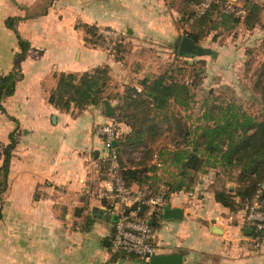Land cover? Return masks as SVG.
<instances>
[{
	"label": "crops",
	"instance_id": "crops-1",
	"mask_svg": "<svg viewBox=\"0 0 264 264\" xmlns=\"http://www.w3.org/2000/svg\"><path fill=\"white\" fill-rule=\"evenodd\" d=\"M191 1L0 0V75L11 70L18 50L16 35L4 24L6 17H24L16 26L30 44L20 61L22 77L2 101L5 112L0 111V162L8 134L17 127L1 199L0 264H145L109 260L114 206L99 195L100 174L94 167L105 155L95 128L110 120L103 103L72 115L53 106L48 97L60 72L82 73L107 65L108 90L121 92L125 84L154 72L147 70L146 53L158 55L157 66L170 63L165 52L172 51L186 30ZM253 1L264 7V0ZM45 4L44 14L25 17ZM82 23L114 30L125 51L117 57L105 46L89 44ZM217 55L215 60L222 61ZM213 180L214 175L198 173L189 188L169 195L165 205L180 207L182 217L159 220L154 229L156 254L180 252L181 264H264V247L250 245L244 233V209L231 211L216 202ZM226 186L234 188L235 183Z\"/></svg>",
	"mask_w": 264,
	"mask_h": 264
},
{
	"label": "trees",
	"instance_id": "trees-1",
	"mask_svg": "<svg viewBox=\"0 0 264 264\" xmlns=\"http://www.w3.org/2000/svg\"><path fill=\"white\" fill-rule=\"evenodd\" d=\"M197 1L192 0L191 7L189 4L185 12V24L189 31L184 33L197 45L211 32H214V40L219 34L227 33L240 24L247 30L262 24L261 12L264 7L253 0H244V14L241 17L225 14L221 12L219 3H213L203 15L195 18L192 5ZM47 6L48 4H45L39 11L27 12L25 17L42 15ZM22 18L24 17L8 16L4 20L5 26L16 35L18 50L13 55L11 70L0 75L1 112H5L3 99L13 94L17 81L22 77L20 61L30 45L17 30V22ZM79 25L85 31L84 40L89 44L102 45L105 42L95 26L85 23ZM181 36L173 45L175 59L196 56H180L177 53ZM201 47L205 49L206 54L215 57L216 50ZM113 48L117 57L125 51L123 44L118 41L114 43ZM199 61L204 64V60ZM108 71V66L103 65L82 73L56 74V85L49 94L48 102L75 115L89 105H101L103 100L114 101L112 119L119 135L115 148L119 154L121 173L130 186L135 184L154 189L160 179L157 177L155 165L143 166V161L133 163L129 161V157L126 158L127 164L122 155H129L138 146L148 147L146 156L150 155L151 144L166 128H170V121L174 120L177 131L182 133L184 139L188 138L190 133H194V137L183 145L176 143L173 150L159 153L158 157H161L162 162L176 170L174 176L163 182L167 188L166 199L171 193L189 188L197 180L198 173L207 174L209 169H214L212 185L215 201L231 211L244 209L258 184L264 181V108L260 113L254 114L231 100L213 96V91L210 90L200 103V114L195 128L191 129L180 122L179 113L181 110L187 111L195 102L193 88L199 84V70L195 73L194 80L188 82L183 80L182 66L172 62L162 72L139 78L136 82L139 90L134 84L128 83L121 92L108 90ZM259 91L260 101L264 104V85ZM173 110L177 112L174 114ZM9 118L17 123L13 117ZM163 123L167 124L166 128ZM122 124L128 127L127 132L120 131ZM8 139L9 142L2 148L0 162V219L2 194L7 188L10 159L17 142V127L8 134ZM227 182L235 183V187H227ZM262 197L264 198V192ZM162 218L161 212L155 211L152 214L153 229L158 228ZM136 258L138 257L134 255L111 253L109 260L114 262ZM144 263L147 264V261Z\"/></svg>",
	"mask_w": 264,
	"mask_h": 264
},
{
	"label": "rangeland",
	"instance_id": "rangeland-1",
	"mask_svg": "<svg viewBox=\"0 0 264 264\" xmlns=\"http://www.w3.org/2000/svg\"><path fill=\"white\" fill-rule=\"evenodd\" d=\"M261 19L262 27L259 30L253 29L252 32H248L240 24L227 33L219 34L214 40H212L214 32H211L199 41L201 46L216 50L217 54L221 55L220 59L222 61L218 62L215 60L217 58H212L209 54L175 59L173 48L172 51L165 52L169 53L170 63L175 62L182 66L183 80L191 82L195 78V73L198 70L200 71L198 76L199 84L193 88L195 102L187 111L181 110L179 113L180 122L184 123L185 126H190L191 129L195 128L197 117L200 114V103L209 94L210 90L213 91V96L217 95L225 100H231L241 105L248 112L258 114L264 108V104L260 101L259 91L261 86L264 85V16ZM186 31H189V27L181 35H186L184 34ZM115 42L117 41L114 40L110 44L104 42L102 46L114 53L113 45ZM146 56L149 57L146 63L149 64L147 70L151 68L154 71L148 72V75L162 72L170 64H167L166 61L164 64L161 63L160 66H157L155 57L158 55L156 56L155 52H148ZM199 60H204V64ZM222 64L226 65L221 66ZM132 84L136 85V82ZM175 112L177 110L173 113L175 114ZM168 114L170 115V113ZM174 124L175 121L171 120L170 128L167 129V124L163 123V127L166 129L151 144L152 152L150 155L146 156L148 149L146 146H142V149L136 148L132 150L129 155L124 154V157L126 155L125 158L129 157V159L137 163L143 161V166L150 167L155 165L157 177L160 179L158 185H165L163 182L174 176L176 172L174 168L162 162L161 157H158L159 153L164 154L169 150H173L176 143L183 145L187 140H192L194 137V133H190L189 137L184 139L182 133L179 134L178 128ZM214 172V169H209L208 174L213 177ZM134 260L139 261L142 259L136 258Z\"/></svg>",
	"mask_w": 264,
	"mask_h": 264
},
{
	"label": "built area",
	"instance_id": "built-area-1",
	"mask_svg": "<svg viewBox=\"0 0 264 264\" xmlns=\"http://www.w3.org/2000/svg\"><path fill=\"white\" fill-rule=\"evenodd\" d=\"M213 3H219L221 12L225 14L240 17L244 14V8L235 0H198L192 5L194 17L203 15ZM98 33L106 44L113 43L118 37L117 32L110 29H99ZM134 86L139 90L137 84ZM95 132L102 138L105 148L104 157L94 163L100 174L97 181L99 195L114 206L113 214L117 216L109 240V251L148 261L150 256L156 254L151 216L165 205L167 188L164 185L154 189L128 185L121 173L118 151L112 144L119 136L115 122L110 118L99 123ZM139 148L142 149V146ZM263 192L264 181L258 184L244 208L245 225L251 228L247 241L255 248L264 247Z\"/></svg>",
	"mask_w": 264,
	"mask_h": 264
},
{
	"label": "water",
	"instance_id": "water-1",
	"mask_svg": "<svg viewBox=\"0 0 264 264\" xmlns=\"http://www.w3.org/2000/svg\"><path fill=\"white\" fill-rule=\"evenodd\" d=\"M177 53L180 56H186L189 54L202 55L206 54L207 52L200 45L195 44L193 40L187 35H182L177 47ZM103 106L105 115L112 118L114 116L113 106L109 103L108 100H103ZM112 144L117 145V140H114ZM161 214L165 219H179L182 217V209L180 207H170L168 205H165L163 206ZM116 219L117 216L112 215V220L114 221ZM250 232L251 228L246 227L244 233L248 235L250 234ZM104 244L108 245V242L105 240ZM181 260L182 254L180 252L161 253L153 254L152 256H150L147 264H181Z\"/></svg>",
	"mask_w": 264,
	"mask_h": 264
}]
</instances>
